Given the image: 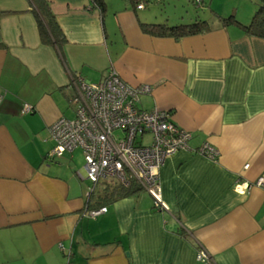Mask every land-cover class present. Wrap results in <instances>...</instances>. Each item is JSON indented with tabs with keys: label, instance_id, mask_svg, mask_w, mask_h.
I'll use <instances>...</instances> for the list:
<instances>
[{
	"label": "crops",
	"instance_id": "0c3cea01",
	"mask_svg": "<svg viewBox=\"0 0 264 264\" xmlns=\"http://www.w3.org/2000/svg\"><path fill=\"white\" fill-rule=\"evenodd\" d=\"M48 1L60 50L41 42L30 0H0V264H264V187L253 185L264 177V38L213 13L248 23L258 0H203L211 28L179 39L142 32L140 22L162 21L145 13L156 1L104 0V12L90 0ZM110 69L150 85L138 108L169 111L191 135L190 150L159 169L168 210L141 188L87 217L84 160L74 169L69 152L47 157L49 126L74 112L71 80ZM206 142L215 159L196 152Z\"/></svg>",
	"mask_w": 264,
	"mask_h": 264
},
{
	"label": "built area",
	"instance_id": "2783aa9c",
	"mask_svg": "<svg viewBox=\"0 0 264 264\" xmlns=\"http://www.w3.org/2000/svg\"><path fill=\"white\" fill-rule=\"evenodd\" d=\"M134 6L141 9L144 4L137 1ZM70 84L74 115L59 117L49 126L54 144L47 157L60 158L78 147L90 183L88 192L109 177L124 186L134 182L149 193L155 209L168 210L161 197L159 169L175 152L190 150V133L178 127L167 110L138 108L140 96L150 93L151 86H131L114 69L100 80L78 78ZM31 111L32 107L24 104L22 113ZM196 152L212 159L218 155L207 142ZM253 185L264 187V177H258ZM248 187L236 185L240 191ZM106 211L104 205L90 208L85 216L95 218ZM196 254L198 260L209 259L206 249L199 245Z\"/></svg>",
	"mask_w": 264,
	"mask_h": 264
},
{
	"label": "trees",
	"instance_id": "16d2710c",
	"mask_svg": "<svg viewBox=\"0 0 264 264\" xmlns=\"http://www.w3.org/2000/svg\"><path fill=\"white\" fill-rule=\"evenodd\" d=\"M93 6L97 7L100 12L105 11L104 0H90ZM137 1H142L143 4L156 1L164 2L165 0H131L133 4ZM31 12L33 13L39 29V37L44 44H53L58 50L61 49L65 43L66 38L56 21V17L50 7L48 0H30ZM196 6L204 5L203 0H193ZM257 7L255 8L250 21L248 23L240 22L234 14L222 16L221 14L213 11L217 24L220 26H237L245 33L264 38V0H258ZM142 32L156 36V37H171L179 39L184 36L202 33L211 28L207 19L195 18L189 22H182L176 24H169L168 22H140ZM71 86V84H70ZM141 97V96H140ZM99 183V182H98ZM93 190L88 192L87 204H91L90 208L103 206L105 202H112L124 196L141 190V187L131 182L128 186H124L118 182L113 185H106L103 190L97 189V185ZM107 183V182H106ZM88 208V209H90Z\"/></svg>",
	"mask_w": 264,
	"mask_h": 264
},
{
	"label": "rangeland",
	"instance_id": "374dc122",
	"mask_svg": "<svg viewBox=\"0 0 264 264\" xmlns=\"http://www.w3.org/2000/svg\"><path fill=\"white\" fill-rule=\"evenodd\" d=\"M145 13H148L150 15H153V19L162 20L157 22H168L169 24H176V23H182V22H189L193 20L196 16V14L200 15V18L206 19L208 17L209 11L208 8L204 5L202 6H196V4L193 3V0H165L164 2H160L159 4H150L145 11ZM164 20V21H163ZM156 22V21H155ZM144 97L141 96L140 104L142 103L144 105ZM145 108V107H144ZM67 110V109H66ZM74 110V106H73ZM64 115L66 117H72L73 113L72 109L69 111H66ZM149 138V137H147ZM71 156V165L74 167V169H80L83 165V154L80 148H76L72 151V153H67L66 156ZM64 155V157H66ZM61 160V159H60ZM101 182H107L109 184L116 183V180L109 177L104 180L99 181V185ZM98 185V186H99Z\"/></svg>",
	"mask_w": 264,
	"mask_h": 264
},
{
	"label": "water",
	"instance_id": "95a60500",
	"mask_svg": "<svg viewBox=\"0 0 264 264\" xmlns=\"http://www.w3.org/2000/svg\"><path fill=\"white\" fill-rule=\"evenodd\" d=\"M71 87V89H72V92H71V95L73 94V88H72V86H70Z\"/></svg>",
	"mask_w": 264,
	"mask_h": 264
}]
</instances>
